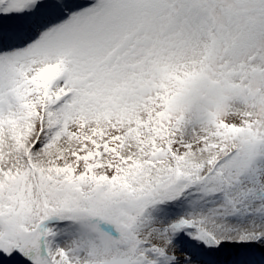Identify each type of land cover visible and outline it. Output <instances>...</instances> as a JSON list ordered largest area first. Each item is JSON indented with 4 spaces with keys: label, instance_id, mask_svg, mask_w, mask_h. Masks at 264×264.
I'll return each mask as SVG.
<instances>
[{
    "label": "snow or ice",
    "instance_id": "1",
    "mask_svg": "<svg viewBox=\"0 0 264 264\" xmlns=\"http://www.w3.org/2000/svg\"><path fill=\"white\" fill-rule=\"evenodd\" d=\"M0 264H264V0H0Z\"/></svg>",
    "mask_w": 264,
    "mask_h": 264
}]
</instances>
